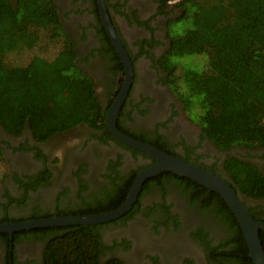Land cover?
Listing matches in <instances>:
<instances>
[{
  "label": "trees",
  "instance_id": "1",
  "mask_svg": "<svg viewBox=\"0 0 264 264\" xmlns=\"http://www.w3.org/2000/svg\"><path fill=\"white\" fill-rule=\"evenodd\" d=\"M168 1L162 0L165 5ZM174 7L177 11L167 23L169 47L159 59L174 97L219 149L234 145L264 147V0H175ZM99 31L108 44L102 51L112 59L107 69L122 71L102 23ZM45 47L50 49V56L42 54ZM199 54L207 57L200 69L178 61ZM25 56L27 62L22 60ZM76 56L53 0H0V126L7 134L18 137L29 128L36 139L44 141L86 124L112 137L105 114L114 96L103 108L93 77L79 67ZM107 82L114 84L113 80ZM117 126L135 139L173 154L161 141L145 133H130L119 121ZM4 161L0 147V181ZM223 170L225 180L237 194L264 198V166L229 157ZM165 178L185 190H194L191 200L200 201L202 209L210 211L226 228L228 235L216 246L206 242L213 261L254 264L237 219L218 193L172 172H162L153 179L161 182ZM133 179L128 178L121 188L103 191V196L90 205L69 214L116 208L125 200ZM247 209L260 220L251 208ZM36 218L38 215L32 219ZM20 220L28 218L0 217V223ZM199 234L206 237L202 230ZM259 235L264 248L263 230ZM22 237L44 239L40 264H124L117 257L103 258L107 246L97 224L18 231L12 235V246ZM0 250L5 254V262L0 264H10L9 254L13 257L14 249L10 250L6 233H0Z\"/></svg>",
  "mask_w": 264,
  "mask_h": 264
},
{
  "label": "flooded vegetation",
  "instance_id": "2",
  "mask_svg": "<svg viewBox=\"0 0 264 264\" xmlns=\"http://www.w3.org/2000/svg\"><path fill=\"white\" fill-rule=\"evenodd\" d=\"M53 1L61 24L74 43L76 62L85 74L93 77L95 89L99 84L100 91L96 92L105 108L120 91L123 70L113 73L107 69L112 59L102 51L108 49V44L99 31L102 20L97 0ZM174 2L165 5L162 0H104L133 65V79L117 121L130 133H145L164 143L174 155L201 168L214 169L223 178H227L223 163L229 157L264 166V147H216L185 114L166 83V72L159 59L169 47L167 23L177 11ZM71 131L41 141L29 128L15 137L0 126L3 165L7 168L0 181V217L25 215L32 219L38 215L36 219H40L70 215L103 196V191L121 188L128 178H135L153 162L110 132L112 137L86 124ZM64 134L70 138L78 136L79 140L71 144ZM156 176L145 180L128 211L131 213L97 224L107 246L103 258L117 257L124 264H218L208 254L206 242L216 246L228 235L222 222L203 210L200 201L191 200L194 190H185L167 178L159 182L153 179ZM238 195L264 222V198ZM200 230L205 238L200 236ZM12 248L10 264H40L44 239L22 237ZM4 255V251L0 253V263L5 262Z\"/></svg>",
  "mask_w": 264,
  "mask_h": 264
},
{
  "label": "water",
  "instance_id": "3",
  "mask_svg": "<svg viewBox=\"0 0 264 264\" xmlns=\"http://www.w3.org/2000/svg\"><path fill=\"white\" fill-rule=\"evenodd\" d=\"M97 3L104 29L123 65V83L118 95L114 98L105 115L107 129L115 138L127 146L152 158L153 162L137 173L125 200L112 210L94 214L62 215L49 218L1 222L0 233L9 235L10 250L12 249V235L18 231L45 227L98 224L115 220L131 209L146 179L156 176L161 172H172L178 176L189 178L218 193L226 202L242 229L248 246V256L254 264H264V248L259 235L260 230L264 231V222L254 219L251 212L240 200L235 189L225 178L211 170L196 166L181 156L168 153L150 143L137 140L119 131L117 128V117L133 79V65L112 25L104 0H97Z\"/></svg>",
  "mask_w": 264,
  "mask_h": 264
},
{
  "label": "rangeland",
  "instance_id": "4",
  "mask_svg": "<svg viewBox=\"0 0 264 264\" xmlns=\"http://www.w3.org/2000/svg\"><path fill=\"white\" fill-rule=\"evenodd\" d=\"M70 34H72L71 32H69ZM68 34V33H67ZM41 48V47H40ZM49 48L45 47V50L44 52H42L43 55H46V56H50L51 53L48 54L49 52ZM39 52V51H38ZM37 52V54H38ZM206 54H199V55H188V56H184L182 58H180L178 61L179 63H181V65L183 66H186V67H189V68H195V69H200L203 65H204V62L206 61L207 57L205 56ZM16 57H18L16 55ZM23 61H26L27 62V57L25 56L23 59ZM98 87V88H97ZM97 87L96 89L100 91V87H99V84H97ZM75 129V128H74ZM72 129V131L74 130ZM71 131V132H72ZM70 132V133H71ZM75 132V131H74ZM74 132L72 133V135H74ZM32 133V132H31ZM69 133V134H70ZM69 134H64L63 136H65L64 138L66 139V141L68 140V142H70L71 144H75L77 142V140H79V137L78 136H73L70 138ZM33 135V134H32ZM34 136V135H33ZM4 164V163H3ZM2 170L5 174V171L7 170L6 166L3 165L2 167Z\"/></svg>",
  "mask_w": 264,
  "mask_h": 264
}]
</instances>
